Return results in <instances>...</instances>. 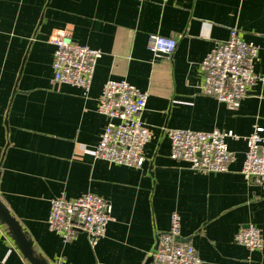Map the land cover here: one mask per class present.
<instances>
[{
    "label": "crops",
    "instance_id": "obj_1",
    "mask_svg": "<svg viewBox=\"0 0 264 264\" xmlns=\"http://www.w3.org/2000/svg\"><path fill=\"white\" fill-rule=\"evenodd\" d=\"M232 29L259 47L254 70L263 78L237 110L200 92L203 59ZM65 30L103 52L88 93L54 84L51 40ZM155 34L177 40L172 55L153 50ZM111 79L148 93L142 119L152 138L140 168L94 155L108 121L98 104ZM256 126L264 128V0H0V199L49 264H147L173 212L181 216L179 241L203 264H264V248L250 251L235 239L255 225L264 240V183L242 173ZM172 129L236 134L227 138L230 171H194L171 159ZM85 193L112 206L96 246L85 233L65 242L48 227L52 198ZM3 260L30 264L7 231Z\"/></svg>",
    "mask_w": 264,
    "mask_h": 264
},
{
    "label": "built area",
    "instance_id": "obj_2",
    "mask_svg": "<svg viewBox=\"0 0 264 264\" xmlns=\"http://www.w3.org/2000/svg\"><path fill=\"white\" fill-rule=\"evenodd\" d=\"M150 39L157 53L172 55L176 50L177 40L173 37L155 34ZM51 41L55 46L54 84H69L88 93L103 52L76 42L68 30L61 31ZM258 52L259 47L254 42L244 40L238 29H232L229 39L220 42L203 59L200 92L237 110L251 87L263 80L254 70ZM147 101L148 93L126 80L111 79L104 84L98 112L108 121L94 149L96 158L134 168L144 165V148L152 138L151 129L142 119ZM168 135L170 157L174 161L205 173L230 171L235 154L229 149L227 138H238L233 132L172 129ZM246 142L242 173L250 183H264V128L254 127ZM50 203L48 227L65 242L85 233L91 245L96 246L106 236L107 227L113 220L111 204L98 194L85 193L71 199L62 194L52 198ZM180 233L181 216L173 212L170 228L159 235L155 264H203L192 244L179 241ZM235 239L250 251L264 248L262 231L255 225L241 228ZM3 264H7L6 260Z\"/></svg>",
    "mask_w": 264,
    "mask_h": 264
},
{
    "label": "water",
    "instance_id": "obj_3",
    "mask_svg": "<svg viewBox=\"0 0 264 264\" xmlns=\"http://www.w3.org/2000/svg\"><path fill=\"white\" fill-rule=\"evenodd\" d=\"M5 231H7L30 264H49L45 259L35 253L33 249V242L28 239L20 222L12 215L10 210L0 199V235L4 234ZM158 244L159 238L157 239L155 251L158 249ZM153 261L154 256L152 255L148 259L147 264L153 263Z\"/></svg>",
    "mask_w": 264,
    "mask_h": 264
}]
</instances>
